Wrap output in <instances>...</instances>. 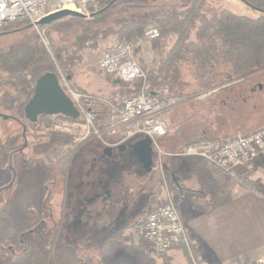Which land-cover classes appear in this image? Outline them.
<instances>
[{
	"label": "rangeland",
	"instance_id": "374dc122",
	"mask_svg": "<svg viewBox=\"0 0 264 264\" xmlns=\"http://www.w3.org/2000/svg\"><path fill=\"white\" fill-rule=\"evenodd\" d=\"M92 1L95 6L106 9V12L95 20L102 27L112 24L116 19L128 17L130 14L146 17L148 26H153L150 24L152 17H157L169 10H179L191 2V0ZM204 1L213 9L227 8L238 14L251 16L256 14L242 0ZM64 25L66 28L62 30L63 35L70 37L76 32L74 21H65ZM20 35L19 33L0 35V50L18 42ZM109 36H115L113 37L116 38L115 41H119L116 35ZM108 37L98 39V48L101 41ZM97 49L82 50L86 53H83L85 59L82 66H87L90 59L100 55L103 49L100 51ZM135 55L145 72L155 65L157 56L151 47V42H145ZM96 68L95 72L93 68H89V71L84 69L79 73L76 71L78 74L74 77L83 88L89 90L93 88L90 84L91 72H94L95 78L108 79L111 83L110 77L105 78L106 75L104 76L102 71ZM169 74V79H160V84L169 86L176 95H186L188 98L164 114L169 124L167 138L179 134V138H192L196 133H200L198 127L206 117L204 111L196 109L219 103L226 98V95L234 97V102L231 104L235 111L229 112L230 120L245 117L244 110L253 103L257 106L254 112V115L258 116L257 125H264V94H260L258 90L249 92L250 87L256 83L257 88L262 84L264 86V69L242 76V78L245 77L242 81L238 79L239 77L233 78L239 80L236 83L246 81L238 93L231 90H228V93L212 92L199 99L194 96L210 88L207 85V79H204L189 62L181 61L170 69ZM2 75L0 74V77ZM70 84L75 87L71 79ZM116 85L121 88L123 95L130 93L128 89L135 88L133 84ZM104 94L109 96L108 93ZM104 94L103 96H106ZM236 94L246 96L247 105L236 99ZM26 102L27 95L24 92L4 85L0 86V186L11 179V183L0 190V264H5V260L13 252H20L30 245L48 252L50 256V250L68 243L81 252L84 248L82 243H84L83 246L89 252L90 258H95L99 251L96 247L101 245L110 234L115 233L118 227L128 225L136 214L144 213L147 201L163 196L168 185H173L172 178L177 176L173 167L174 160L187 157L175 156L176 153L168 147L169 142L161 138L158 140V145L164 152L161 168L158 169L153 162V173H147L140 162L128 153L120 155L114 151L107 156L101 154L102 147H98L95 154L92 153L94 150L92 147L98 146L100 142L94 139L92 149L89 150L92 152H89L87 156L85 154L86 157L78 163L76 178L68 185V168L83 145L69 152L67 156L60 157L58 151L64 142L57 141L56 135L68 137L69 135L50 128L62 118L57 116L38 118L44 127L38 122H31L24 117L22 111V106ZM209 135L212 136V134ZM215 135L218 138H225L231 134L216 133ZM159 173L163 174V178ZM86 232L94 234L93 237H86ZM73 235H85L86 238H83L84 240L69 238ZM183 248L188 253H193L191 248ZM146 252H148L147 248Z\"/></svg>",
	"mask_w": 264,
	"mask_h": 264
},
{
	"label": "trees",
	"instance_id": "16d2710c",
	"mask_svg": "<svg viewBox=\"0 0 264 264\" xmlns=\"http://www.w3.org/2000/svg\"><path fill=\"white\" fill-rule=\"evenodd\" d=\"M242 1L256 14L253 16L238 14L227 8L213 9L207 6L204 0H191L179 10H169L152 17L150 24L159 31V35L150 40L157 59L155 65L148 68L147 72L143 70L144 77L133 82L135 88L128 89V92L139 88L143 81L155 86L160 83V79L168 80L170 69L181 61L189 62L204 79L206 78L209 88L235 77L240 78L263 70L264 0ZM102 8L95 6L91 1L89 12L93 15L90 18L67 16L38 24V28L43 31L47 39L48 49L43 45L36 29L27 20H17L3 26L0 35L19 33L21 37L18 42L0 50V74H3L0 77V86L4 85L24 92L28 100L32 96L36 79L46 72H54L59 77L57 71L59 68L70 80L73 68L81 60L80 52L85 48L97 49L99 38L114 34L119 40H132L143 36L148 28V19L137 14L116 19L112 24L102 27L95 22L106 12V9L100 11ZM65 21H74L76 32L70 37L63 35L62 30L66 28ZM118 83L123 86L128 85L122 81ZM167 87L171 95H176L169 86ZM93 97L92 95V99L86 98L85 105L93 113L94 126L102 130L108 108L103 104L94 106L90 104L94 102ZM55 116L69 119L61 115ZM50 117L42 115L39 118ZM76 120L80 121V117ZM69 139L65 135H56V140L59 142L65 143ZM104 139L112 141L114 137L105 136ZM93 140L84 143L83 148L72 160L67 174L68 185L76 178L78 163L89 152L93 151L92 153L95 154L98 147L105 148L101 142L98 146H93ZM200 140L216 139L206 136L197 137L172 152L180 153L189 144ZM91 147L94 150L89 151ZM236 178L244 186L259 193L254 182L249 178L239 176ZM10 183L11 179L0 186V190ZM124 229L123 226L118 227L115 233L110 234L103 241L92 264H156L155 258L146 252V247L142 243L123 239ZM183 252L191 263L188 251L183 248ZM48 261V252L30 245L20 252H13L7 257L5 264H47Z\"/></svg>",
	"mask_w": 264,
	"mask_h": 264
},
{
	"label": "built area",
	"instance_id": "2783aa9c",
	"mask_svg": "<svg viewBox=\"0 0 264 264\" xmlns=\"http://www.w3.org/2000/svg\"><path fill=\"white\" fill-rule=\"evenodd\" d=\"M92 0H0V30L3 26L17 20H27L35 29L43 45L48 42L38 22L45 16L68 9L89 16V3ZM159 35L157 28L148 26L143 36L132 40H119L102 51L96 66L112 79L132 84L144 77L135 52L145 42ZM59 83L72 99L79 111L80 121L62 118L50 129L69 135L70 139L59 148V156L69 152L91 139H98L105 148H112L135 138L151 140L153 162L161 168L163 151L158 140L168 135V122L164 116L173 107L187 100L186 95H171L167 85L160 83L152 86L143 81L136 90L121 95L117 105L108 107V114L102 130L94 126V116L85 105L86 95L70 84V80L57 68ZM216 88L199 93V99L210 94ZM206 92V93H205ZM40 125L43 126V124ZM44 127V126H43ZM114 137L107 141L104 137ZM264 152V126L249 132L216 139L200 140L189 144L180 153V157H197L205 164L218 170L237 176L238 170L256 160ZM156 167V168H157ZM163 178V174L159 173ZM132 233L155 258H162L174 245L182 244L188 249L189 240L181 216L166 190L165 198L148 205L143 215L137 217L131 225ZM147 252V253H148ZM191 264H197L189 252ZM252 264H264V256L258 257Z\"/></svg>",
	"mask_w": 264,
	"mask_h": 264
},
{
	"label": "crops",
	"instance_id": "0c3cea01",
	"mask_svg": "<svg viewBox=\"0 0 264 264\" xmlns=\"http://www.w3.org/2000/svg\"><path fill=\"white\" fill-rule=\"evenodd\" d=\"M113 37L115 36H109L107 39L102 40L97 50H105L115 44L116 38ZM83 53L85 52H80L81 60L72 70L71 80L75 84V88L85 94L87 99H90L93 95L94 102L90 103L93 106L103 104L108 108L113 106V104L117 105V99L123 95L121 88L116 85L119 83L112 78H110V83L108 79L94 77L97 57L102 52L99 56L96 55L90 59L87 66H82V62L85 59ZM89 68L94 69V72H91L90 79V84L93 85V88L90 90L83 88L77 82V78L74 77L79 71L84 69L89 71ZM238 79L244 80L242 77ZM239 80L232 79L222 82L212 87L216 88L212 92L225 91L224 93H228V90H231L238 93L246 82L236 83ZM113 87L116 89L114 90ZM258 88L256 83L250 87L249 92L258 90L260 94H264L263 84ZM104 93H108L109 96ZM103 94L106 96H103ZM235 98L240 100L242 104L247 105L246 96L236 94ZM233 102L234 97L226 95V98L219 101V103L196 109L204 111L206 119L198 127L200 133H196L194 137L179 138V134L169 138L166 136L162 139L169 142L168 147L170 150H174L176 149L174 146L180 147L197 137L206 136L208 138L221 139L216 137L215 134L234 135L238 132H249L261 127L257 125L258 116L254 115L257 106L253 103H250L244 110L245 117L238 120H230L229 112L235 111L231 104ZM209 134H212V136ZM173 164H175L173 167L177 176L172 178L173 185H168L167 191L185 225L190 250L194 253L193 256L195 255L194 258L197 264H252L256 258L264 256V152L256 160L239 169L237 174L239 177H246L252 180L259 193L241 184L235 176L207 165L197 157L177 158ZM170 168L172 169V167ZM173 179L177 181L178 186H176ZM165 193L166 191L159 199L147 201L145 211L148 205L157 203L162 198H165ZM144 213L136 214L129 224L124 226L126 228L123 231L124 240L138 242L132 234L131 225L137 217ZM85 235L86 237H93L94 234L86 232ZM85 235H73L69 238L75 240L79 238L85 239ZM83 245L84 243H82L84 248L81 252L73 247L71 243L63 244L60 248L50 250L47 264H92L94 258H90L89 252L86 251ZM98 246L96 247L97 250L101 245ZM183 247L185 246L182 244L174 245L165 254L164 258H155V263L191 264L185 257L182 250Z\"/></svg>",
	"mask_w": 264,
	"mask_h": 264
},
{
	"label": "water",
	"instance_id": "95a60500",
	"mask_svg": "<svg viewBox=\"0 0 264 264\" xmlns=\"http://www.w3.org/2000/svg\"><path fill=\"white\" fill-rule=\"evenodd\" d=\"M100 11H103V9ZM92 15L89 14L87 17L75 11L63 9L43 17L38 24H45L67 16L90 18ZM116 81L119 82V80ZM23 113L24 117L31 122H37L38 118L42 115H61L71 120H76L79 117L78 109L61 87L57 75L50 71L40 75L36 79L32 96L25 103ZM128 147L131 149L129 154L137 158L143 170L151 173L153 169L151 140L149 138H140L135 143L129 144ZM106 149L107 156H110L112 148H104V150ZM173 181L178 186L177 181L175 179Z\"/></svg>",
	"mask_w": 264,
	"mask_h": 264
},
{
	"label": "flooded vegetation",
	"instance_id": "af4514ba",
	"mask_svg": "<svg viewBox=\"0 0 264 264\" xmlns=\"http://www.w3.org/2000/svg\"><path fill=\"white\" fill-rule=\"evenodd\" d=\"M140 138H135V139H132V140H128V141H126V142H124V143H122V144H118V145H115V146H113L112 147V154H113V152L114 151H116V152H118L120 155H123V154H125V153H128V155H129V152L131 151V149L128 147L129 146V144H133V143H135L137 140H139ZM99 151H100V148H99ZM104 151V152H103ZM102 154H106L107 155V149L106 150H104V148H102L101 149V151H100ZM130 156H132L133 158H136V157H134V155H130ZM137 159V158H136ZM151 173H153L152 171H151ZM153 178H154V175H153Z\"/></svg>",
	"mask_w": 264,
	"mask_h": 264
}]
</instances>
